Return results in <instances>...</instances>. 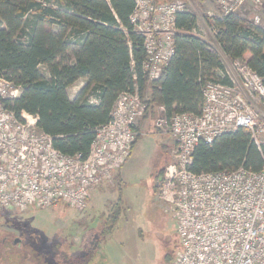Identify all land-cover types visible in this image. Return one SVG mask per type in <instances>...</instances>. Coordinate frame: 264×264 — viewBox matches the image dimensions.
<instances>
[{
	"label": "built area",
	"instance_id": "1",
	"mask_svg": "<svg viewBox=\"0 0 264 264\" xmlns=\"http://www.w3.org/2000/svg\"><path fill=\"white\" fill-rule=\"evenodd\" d=\"M130 15L134 31L143 38V68L149 82L158 79L176 52V17L187 0H134ZM220 15H240L263 0H210ZM243 18V17H242ZM255 13L251 23L258 26ZM213 36L217 29L210 26ZM129 44L131 42L129 41ZM223 53V52H221ZM230 59L225 74L231 83L208 79L200 113L173 112L157 107V127L171 133L174 160L158 183L157 198L172 205L178 217L183 250L170 264H264V164L197 173L190 169L200 142L213 143L239 127L248 128L263 154L264 120L253 98L264 97V79L241 59ZM134 65V61H132ZM21 85L0 75V212L52 208L65 202L85 210L94 189L109 182L131 156L140 136L139 121L148 108L137 88L121 92L110 119L95 128L87 156L57 149L53 137L37 126L38 115H17L4 101L15 99ZM96 94L88 102L96 103Z\"/></svg>",
	"mask_w": 264,
	"mask_h": 264
},
{
	"label": "trees",
	"instance_id": "2",
	"mask_svg": "<svg viewBox=\"0 0 264 264\" xmlns=\"http://www.w3.org/2000/svg\"><path fill=\"white\" fill-rule=\"evenodd\" d=\"M134 7V0H0V75L22 87L19 97L4 103L19 116L37 114L38 128L64 153L88 155L95 128L110 119L125 90L137 88L147 98L144 117L160 105L168 117L177 111L200 113L208 79L231 83L217 73L225 69L221 52L243 60L264 79L263 29L236 14L214 16L207 21L217 29L213 43L197 32V13L187 9L176 17L174 57L149 82L143 38L130 22ZM80 78L87 82L71 98L68 88ZM92 93L96 103L88 102ZM262 150L250 130L239 127L211 144L200 142L190 169L260 170ZM113 208L118 218L121 207L114 203ZM109 215L104 231L115 225Z\"/></svg>",
	"mask_w": 264,
	"mask_h": 264
},
{
	"label": "rangeland",
	"instance_id": "3",
	"mask_svg": "<svg viewBox=\"0 0 264 264\" xmlns=\"http://www.w3.org/2000/svg\"><path fill=\"white\" fill-rule=\"evenodd\" d=\"M187 2L197 14L216 7L210 0H194L195 6ZM224 61L229 65L230 59ZM40 68L47 73L45 65ZM253 103L264 120V98ZM157 117L155 109L142 117L139 139L121 174L102 186L103 194L94 191L85 210L62 202L18 214L0 212V264H170L176 259L183 250L178 217L172 205L157 198L158 183L174 160V141L157 127ZM114 203L121 207L118 218ZM111 212L115 225L104 231ZM15 216L23 222L19 227L9 220ZM20 234L23 245L15 244Z\"/></svg>",
	"mask_w": 264,
	"mask_h": 264
},
{
	"label": "crops",
	"instance_id": "4",
	"mask_svg": "<svg viewBox=\"0 0 264 264\" xmlns=\"http://www.w3.org/2000/svg\"><path fill=\"white\" fill-rule=\"evenodd\" d=\"M190 1V5H194L195 3H194V0H189ZM209 2V1H208ZM206 2H203L202 4H205ZM195 6V5H194ZM255 13H258L259 15H260V17H261V22H260V24L258 25L261 29H263L264 30V0L262 1V5L260 6V7H258V8H255V10H254V8L251 6V5H249V6H247V7H245V8H243L242 9V11H241V13H240V15L243 17V19H245V20H247V21H249V22H251L252 21V19H253V16H254V14ZM201 15H202V17H203V15H204V17L206 16V19L207 20H205V19H203V18H201ZM218 15H220L219 14V11H218V9H217V7H215V11L214 10H208V11H204L202 14L201 13H199V14H197V16H198V18H197V32L201 35V36H203L204 38H206V39H211L212 41H213V43H214V36H213V34H212V32H211V29H210V26L208 25V19H210V18H212V17H214V16H218ZM201 19V20H200ZM221 55H222V58L224 59L226 56L223 54V53H221ZM86 79H84V78H80V79H78L75 83H77V85L75 84V83H73L72 85H73V87H72V85L68 88V93H69V96L71 97V98H74L75 96H76V94L79 92V90L86 84ZM75 84V85H74ZM156 111H157V109H156ZM144 126V123L142 124V127ZM143 129V128H142ZM142 132H143V130H142ZM142 135V134H141ZM138 139H139V137H138ZM138 139H137V141H138ZM136 141V142H137ZM136 145V144H135ZM135 145H134V147H133V150H134V148H135ZM133 150H132V153H133ZM132 153H131V155H132ZM130 158V157H129ZM128 158V159H129ZM127 162V161H126ZM124 166V165H123ZM123 166L119 169V171L115 174V175H117V176H119V174H121V169L123 168ZM115 175H114V177H115ZM108 182V181H107ZM107 182H104V183H102L100 186H98L96 189H94L93 191H92V193H91V196H90V198H89V201H90V199L92 198V194H93V192L94 191H96V190H100V192H101V194H103L104 192L102 191L104 188H102V186H105L104 184H106ZM88 208V207H87ZM4 212V211H3ZM2 212V213H3ZM15 214H18L19 212H14ZM10 216H14L13 214H11ZM9 220L10 221H12L17 227H19V225H21L23 222L21 221V218H19V216H15V217H13V218H9ZM17 230H15V232L16 233H20V231L18 230V228H16ZM12 230V229H11Z\"/></svg>",
	"mask_w": 264,
	"mask_h": 264
},
{
	"label": "flooded vegetation",
	"instance_id": "5",
	"mask_svg": "<svg viewBox=\"0 0 264 264\" xmlns=\"http://www.w3.org/2000/svg\"><path fill=\"white\" fill-rule=\"evenodd\" d=\"M17 237L18 238H16V241H15L16 243L15 244H17L19 242L21 245H23V243H24V236L22 234H20Z\"/></svg>",
	"mask_w": 264,
	"mask_h": 264
}]
</instances>
